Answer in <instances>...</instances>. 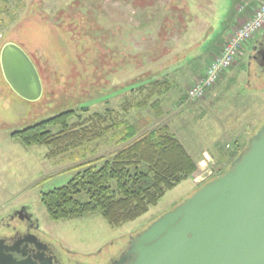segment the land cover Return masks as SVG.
<instances>
[{
    "label": "rangeland",
    "instance_id": "1",
    "mask_svg": "<svg viewBox=\"0 0 264 264\" xmlns=\"http://www.w3.org/2000/svg\"><path fill=\"white\" fill-rule=\"evenodd\" d=\"M80 1H0V48L8 41L18 44L33 60L43 85L38 100H25L9 87L0 66V219L24 206L38 218L41 229L56 246L83 263H104L128 243L129 236L190 197L200 183L211 178L207 177L208 171L215 175L226 168L230 158L238 153L231 151L235 140L238 137L247 140L263 125L264 102L258 117L247 112L245 102H240V93L247 86L264 90V68L247 58L248 44L243 49L244 55L238 57L239 67L234 72L228 71L219 88L199 100L186 101L185 97L174 111L170 101L167 109L178 116L164 121L149 107L160 97V86L145 81L160 71V60L144 64L141 51H134L130 42L117 43L118 48H112L108 42L111 29H116L119 36L125 28L146 30L140 29L142 23L134 28L136 8L155 7L156 0H94L92 8L83 7ZM235 1H194L196 22L192 32L202 37L217 6L226 19ZM221 21H217L214 32L197 43L194 63L200 64L220 37ZM186 52L183 50L182 55ZM180 79L183 78L178 76ZM224 84L236 86L230 85L224 91ZM158 105L162 110L160 102ZM107 108L113 117L138 124L139 134L167 125L181 143L195 152L193 156L199 155L198 159L204 162L192 175L195 185L190 177L183 180L166 191L146 213L120 226L110 225L99 211L52 221L41 203V193L65 184L80 168L101 165L122 144L109 133L66 153L48 156V147L26 145L12 134L65 110H76L81 119L94 112L103 113ZM76 120L77 117H71L69 122ZM52 129L56 131L58 127Z\"/></svg>",
    "mask_w": 264,
    "mask_h": 264
},
{
    "label": "trees",
    "instance_id": "2",
    "mask_svg": "<svg viewBox=\"0 0 264 264\" xmlns=\"http://www.w3.org/2000/svg\"><path fill=\"white\" fill-rule=\"evenodd\" d=\"M93 1L80 2L83 7L92 8ZM162 3L164 0H158V6ZM153 12L151 7L136 8L135 12L136 16L143 14L145 27L150 26V30L140 32L139 29L131 31L125 28L121 29L119 36L116 29H111L108 42L112 48H118L120 44L129 45L130 42L134 51H141L144 64H148V57L153 58L157 54L160 38L165 35L160 31V26L165 24L164 17ZM179 12L181 19L174 23L176 32L189 20L185 10ZM134 25L138 28L137 22ZM126 38L127 43H124ZM158 104L159 101L155 100L149 107L160 116ZM81 109L87 110L86 107ZM71 117H77V120L69 122ZM53 126L58 130L53 131ZM139 127L136 123L113 117L108 108L103 113L94 112L81 119L76 110L69 109L13 132L12 135L26 145L48 147V156L66 153L109 133H113L117 137L116 142L122 144L101 165L80 168L65 184L41 193L40 200L50 220L73 219L99 211L110 225L120 226L146 213L166 191L194 174L195 161L167 125L142 134L138 132ZM241 150L230 158L231 161Z\"/></svg>",
    "mask_w": 264,
    "mask_h": 264
},
{
    "label": "water",
    "instance_id": "3",
    "mask_svg": "<svg viewBox=\"0 0 264 264\" xmlns=\"http://www.w3.org/2000/svg\"><path fill=\"white\" fill-rule=\"evenodd\" d=\"M3 77L19 97L38 100L42 80L15 42L0 48ZM132 264H264V123L246 146L190 197L143 229ZM0 264H31L1 256Z\"/></svg>",
    "mask_w": 264,
    "mask_h": 264
},
{
    "label": "crops",
    "instance_id": "4",
    "mask_svg": "<svg viewBox=\"0 0 264 264\" xmlns=\"http://www.w3.org/2000/svg\"><path fill=\"white\" fill-rule=\"evenodd\" d=\"M194 1L196 2V0H164V3L158 6V0H156L155 7H153L152 5L148 6L154 9V14H159L161 17H164L165 21V24H162L160 26V31L165 34L164 36L162 35V38H160V48L158 46L159 50H156L157 54H154L153 58L148 57V59H150L148 65H151L152 63L160 60V71L150 77L145 78V81H153L155 84L160 86V89H158V92H160V97L157 96L155 100H158L160 102V108H162V110H160V117H162L164 121H167L166 119L170 120L174 116H178L176 113H174L173 115L171 111L167 109L170 101L173 102H171L173 111L174 107H176L178 103L184 102L185 95H181V93L183 92V94H185L186 89L202 75L205 65L209 61H211L213 57L218 53V51L222 47V44L228 38L234 28L238 26L246 16H249L250 13H252L253 9L258 5L256 0H245L248 2L247 6L245 7V12H239L237 10V5L243 0H236L226 19L222 17L223 13L222 11L220 12L217 6V12L214 16H212V23L210 22L208 27L204 30L203 36L198 38V35L192 32L193 24H195L194 22H196V10H193L194 7L192 5L194 4ZM180 10H185L189 14V20L186 26L185 24L184 26H179L178 32H176L174 23L181 19L179 12ZM143 19V14H138V16H136V18L134 19V23L137 22L138 25L142 23L140 29L143 28L150 30V26L145 27L146 24ZM219 19L222 20L220 22L222 26L220 37L213 42V45L209 48L210 50L207 51L206 55L202 58V62L200 64H196V62L194 63L193 60L197 58V43L203 41L210 33L214 32L217 21H219ZM183 50L184 52L185 50L188 52L182 55ZM243 55L244 54L240 56ZM249 64L250 62L248 63V66ZM238 67L239 59L234 62L232 67L222 73L216 83L217 86H215V84V88H213V86L209 91H207L206 95L208 94V92L219 88L221 82L224 80L227 74L232 71L234 72ZM184 70L187 71V73H184ZM178 76L183 79L178 80ZM229 80L231 81L232 79L229 78ZM145 81H142V83H144ZM230 85L232 84H224V91H227V88ZM235 86L236 85L234 84L231 87L233 88ZM243 91L244 92L240 93V98L242 100L240 102H245L247 112L256 113L259 117V113L261 111V108L263 107L264 102V90H262L261 88H251V86H247L245 89H243ZM254 133H252L251 135H253ZM245 137H247V135ZM250 137L251 136H248L247 140L244 139V141L241 140L240 137H238V139L235 140L234 147L233 149H231V151H239L242 146L245 147ZM186 149L188 150V153L190 154L192 159H196L195 164L197 170L199 165H203L204 162L201 161L202 159H198L199 155L196 154L195 156H193L195 152L192 153L190 151V148L187 147ZM204 155L207 156L206 154ZM209 159L211 160V158ZM191 178L192 176L190 177V179ZM193 185H195L194 182Z\"/></svg>",
    "mask_w": 264,
    "mask_h": 264
},
{
    "label": "flooded vegetation",
    "instance_id": "5",
    "mask_svg": "<svg viewBox=\"0 0 264 264\" xmlns=\"http://www.w3.org/2000/svg\"><path fill=\"white\" fill-rule=\"evenodd\" d=\"M247 58L264 68V28L249 44ZM221 170L223 169L218 170L216 174ZM139 233L140 231L129 236L128 243L104 263L96 261L83 263L56 246L41 229L38 218L23 206L8 217L0 219V257L8 256L17 261L26 260L31 264H132L136 254H126L131 242Z\"/></svg>",
    "mask_w": 264,
    "mask_h": 264
},
{
    "label": "built area",
    "instance_id": "6",
    "mask_svg": "<svg viewBox=\"0 0 264 264\" xmlns=\"http://www.w3.org/2000/svg\"><path fill=\"white\" fill-rule=\"evenodd\" d=\"M256 1L258 3L257 7L235 27L222 45L219 53L206 64L202 75L187 88L186 97L188 100L193 101L202 98L218 81L223 71L235 62L245 42L253 38L264 27V0ZM247 4V1H241L237 5V10L239 12H245ZM210 175L211 172L208 171L207 177Z\"/></svg>",
    "mask_w": 264,
    "mask_h": 264
}]
</instances>
